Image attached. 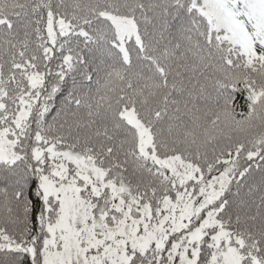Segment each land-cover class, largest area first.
<instances>
[{
	"label": "snow or ice",
	"instance_id": "6c2138e0",
	"mask_svg": "<svg viewBox=\"0 0 264 264\" xmlns=\"http://www.w3.org/2000/svg\"><path fill=\"white\" fill-rule=\"evenodd\" d=\"M0 264H264V0H0Z\"/></svg>",
	"mask_w": 264,
	"mask_h": 264
}]
</instances>
